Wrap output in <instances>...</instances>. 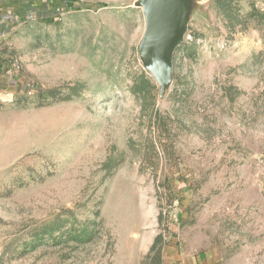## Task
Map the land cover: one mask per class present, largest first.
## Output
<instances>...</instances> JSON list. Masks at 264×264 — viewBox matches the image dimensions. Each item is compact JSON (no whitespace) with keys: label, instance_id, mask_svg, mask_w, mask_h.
I'll use <instances>...</instances> for the list:
<instances>
[{"label":"rangeland","instance_id":"374dc122","mask_svg":"<svg viewBox=\"0 0 264 264\" xmlns=\"http://www.w3.org/2000/svg\"><path fill=\"white\" fill-rule=\"evenodd\" d=\"M137 1L0 0V264H264V0H190L163 93Z\"/></svg>","mask_w":264,"mask_h":264},{"label":"water","instance_id":"95a60500","mask_svg":"<svg viewBox=\"0 0 264 264\" xmlns=\"http://www.w3.org/2000/svg\"><path fill=\"white\" fill-rule=\"evenodd\" d=\"M135 6L146 18L139 54L163 93L173 80L174 54L188 29L190 0H138Z\"/></svg>","mask_w":264,"mask_h":264},{"label":"trees","instance_id":"16d2710c","mask_svg":"<svg viewBox=\"0 0 264 264\" xmlns=\"http://www.w3.org/2000/svg\"><path fill=\"white\" fill-rule=\"evenodd\" d=\"M236 0H217V6L225 11H227L230 16L233 17V20H240V16H239V10L237 7L233 6V3ZM248 18H256L259 21H264V12H262L261 10H259L257 7H255L254 5L252 6V9L250 11V13L247 16ZM247 19L244 20H240V21H246ZM46 93L45 98L47 97H53L54 100H60V101H68L71 100L72 97L74 96V94L70 93V94H61L57 89H51L47 92H43ZM74 93L76 95H79L78 92V88L74 87ZM62 224L59 226H56L57 229H61ZM49 230H54V228L51 229H45L44 231L47 232ZM37 239H39V237L37 236Z\"/></svg>","mask_w":264,"mask_h":264},{"label":"crops","instance_id":"0c3cea01","mask_svg":"<svg viewBox=\"0 0 264 264\" xmlns=\"http://www.w3.org/2000/svg\"><path fill=\"white\" fill-rule=\"evenodd\" d=\"M174 239L175 238H173L172 241ZM167 251L168 254H170V260L167 261V264H209L208 260L201 252L192 253L179 246L171 247Z\"/></svg>","mask_w":264,"mask_h":264},{"label":"built area","instance_id":"2783aa9c","mask_svg":"<svg viewBox=\"0 0 264 264\" xmlns=\"http://www.w3.org/2000/svg\"><path fill=\"white\" fill-rule=\"evenodd\" d=\"M9 65V66H8ZM7 65V67L6 68H4L5 67V65H3V67L2 68H4L5 70H4V73L8 76V77H10V82H15V80H16V78H14V77H17V76H15L14 74H16V72L18 71L19 72V70H20V63H19V61H14V62H12V63H9Z\"/></svg>","mask_w":264,"mask_h":264},{"label":"bare ground","instance_id":"6f19581e","mask_svg":"<svg viewBox=\"0 0 264 264\" xmlns=\"http://www.w3.org/2000/svg\"><path fill=\"white\" fill-rule=\"evenodd\" d=\"M118 193H120V191H118ZM127 193H125V192H122L121 194H119L120 195V197H121V195H122V197H123V199H124V196L126 195ZM118 195V196H119ZM133 198H134V196H133ZM133 198L131 199V201H129V203H128V197H127V200H123L122 201V203H123V206L124 207H133ZM118 202V201H117ZM120 203V202H119ZM117 205V204H116ZM134 206H136V205H134ZM138 207V206H137ZM135 208V207H134ZM125 210V209H124ZM119 211V210H118ZM138 211V210H137ZM134 213H135V210H134ZM148 214V213H147ZM145 215V214H144Z\"/></svg>","mask_w":264,"mask_h":264}]
</instances>
